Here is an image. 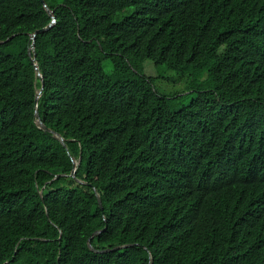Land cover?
Wrapping results in <instances>:
<instances>
[{"label": "trees", "instance_id": "16d2710c", "mask_svg": "<svg viewBox=\"0 0 264 264\" xmlns=\"http://www.w3.org/2000/svg\"><path fill=\"white\" fill-rule=\"evenodd\" d=\"M46 3L0 0V264H264V0Z\"/></svg>", "mask_w": 264, "mask_h": 264}, {"label": "rangeland", "instance_id": "374dc122", "mask_svg": "<svg viewBox=\"0 0 264 264\" xmlns=\"http://www.w3.org/2000/svg\"><path fill=\"white\" fill-rule=\"evenodd\" d=\"M144 66L145 72L155 77L157 90L161 94L178 96L179 103H189L197 94V92L190 89L193 82L195 80L201 81L208 77V72L203 70L195 74L192 72L184 74L175 69H167L162 65L156 66L152 59H146ZM104 67L108 72L112 70L110 59L105 60Z\"/></svg>", "mask_w": 264, "mask_h": 264}, {"label": "water", "instance_id": "95a60500", "mask_svg": "<svg viewBox=\"0 0 264 264\" xmlns=\"http://www.w3.org/2000/svg\"><path fill=\"white\" fill-rule=\"evenodd\" d=\"M42 1H43V2L46 4V6H47L46 0H42ZM50 11H51V13H53L52 10H50ZM55 22H56V16L54 15V16H53V21H52L48 26L42 28V30H45V29H48V28L52 27V25H53ZM39 31H40V30H37V31L34 33V36H36L37 33H38ZM31 54L33 55L34 59L37 58V53H36V49H35V41L33 42V45H32V48H31ZM37 67H38V70H39V74L41 75V77H43L42 73L40 72L39 66H37ZM44 83H45V80H44V78H43V87H44ZM43 87H42V88H43ZM41 91H42V89L40 90V93H41ZM36 115H37L38 122H39V124H40L41 127H43L44 129H46V130H48V131L53 132L54 135H55L56 137H58V138H59L64 144H66L65 137H64L60 132H58V131H56V130H54V129H52V128H50V127H48V126L46 125V123H45L44 120L42 119L41 113H40V111H39L38 108H37V110H36ZM74 163H75V166H74V168H73V170H72V175H73L74 177H77V176H76V169H77V161H76V159H74ZM41 194L43 195V192H42V191H41ZM98 197H99L100 204H101V206L103 207L102 199H101L99 193H98ZM102 231H103V230H98V231L95 232L94 234L100 233V232H102ZM90 243H91V242H90ZM128 245H131V244H128ZM91 246H92V248H93L94 250H98V249H96L92 244H91ZM125 246H127V245H119V246H116L115 249H119V248H121V247H125ZM111 249H113V248H107V249L100 250V251H109V250H111Z\"/></svg>", "mask_w": 264, "mask_h": 264}]
</instances>
